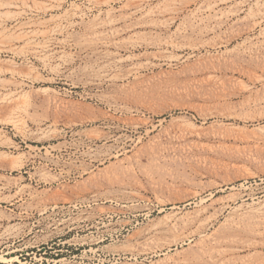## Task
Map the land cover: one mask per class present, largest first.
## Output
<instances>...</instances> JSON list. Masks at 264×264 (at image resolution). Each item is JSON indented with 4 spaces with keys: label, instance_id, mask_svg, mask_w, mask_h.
<instances>
[{
    "label": "rangeland",
    "instance_id": "1",
    "mask_svg": "<svg viewBox=\"0 0 264 264\" xmlns=\"http://www.w3.org/2000/svg\"><path fill=\"white\" fill-rule=\"evenodd\" d=\"M0 264H264V0H0Z\"/></svg>",
    "mask_w": 264,
    "mask_h": 264
},
{
    "label": "bare ground",
    "instance_id": "2",
    "mask_svg": "<svg viewBox=\"0 0 264 264\" xmlns=\"http://www.w3.org/2000/svg\"><path fill=\"white\" fill-rule=\"evenodd\" d=\"M113 187V184L104 182L98 185L97 189L92 191L91 195L68 199L71 206L84 207L86 208L85 211H88L87 216L83 218L85 230H92L95 228V230L98 231L101 230L99 229L100 226L107 224L111 225L112 223L119 224L123 221L122 216L126 215L128 210L126 204L129 203L132 198L113 193ZM61 207L63 206L57 204L54 208L61 210ZM174 225H179V222ZM165 229H171V225H168ZM165 229H147L144 231V234L152 239L164 233ZM120 230L121 229H107L103 235L95 237L92 244L105 241L106 235L112 239L116 238Z\"/></svg>",
    "mask_w": 264,
    "mask_h": 264
}]
</instances>
